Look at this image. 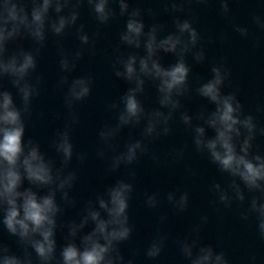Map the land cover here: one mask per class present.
<instances>
[{
    "label": "clouds",
    "instance_id": "9594fccd",
    "mask_svg": "<svg viewBox=\"0 0 264 264\" xmlns=\"http://www.w3.org/2000/svg\"><path fill=\"white\" fill-rule=\"evenodd\" d=\"M161 2L163 11L171 15L172 30L152 8L132 7V0H0V233L9 238L0 236V264H135L134 259H126L121 248L134 230L129 216L136 179L133 166L150 154L160 163L150 145L172 135L177 116L190 133L195 152L225 178L224 183L214 180L208 186L216 210L220 205L224 209L237 205L241 220H253L264 240V154L256 143L258 136L264 137V126L245 111L237 91H225L231 85V71L224 59L212 63L210 77L198 78L196 87L190 81L189 56L197 65L207 63L208 56L189 12L193 3L206 7L210 0ZM216 2L220 15L231 21L232 0ZM85 6L98 26L92 35L80 22ZM145 15L152 18L151 24L145 23ZM118 17L125 21L111 68L127 87L107 105L108 111L115 113V122L98 130L95 155L108 161L106 175L124 169L126 177H118L94 193L80 207L77 218L65 220L69 208L80 206L72 195L78 180L73 159L83 164L88 158L87 152L76 151L72 139L80 122L75 105L90 97L94 84L91 74H71L86 52L94 54L100 27ZM251 21L264 32V14H254ZM233 27L241 37H249L248 27ZM73 30L80 46L67 50L64 37ZM50 37L55 40L61 73L56 86L66 89L63 104L67 110L63 126L55 129L49 141L54 155L27 135L34 101L44 84L39 61ZM227 39V33L220 34L221 43ZM166 56L174 57V62L165 64ZM148 85L155 89L156 106L151 108L142 99ZM193 94L207 101L211 109L202 108L194 114L186 110L183 101L192 99ZM52 118L60 119L61 114L53 113ZM126 128H140V138L129 137L121 147L118 141ZM186 147L173 148L169 155L182 160ZM166 200L175 212L183 213L189 208L190 195L176 189L167 193ZM160 203L158 193H145L147 208L156 209ZM165 220L162 215L160 223ZM208 220L207 215L200 216L186 234L175 238L186 264H230L223 250L202 242L201 232ZM169 238L158 227L144 251L147 259L157 260ZM249 259L255 264V255Z\"/></svg>",
    "mask_w": 264,
    "mask_h": 264
}]
</instances>
